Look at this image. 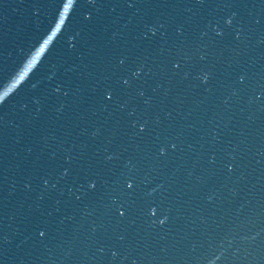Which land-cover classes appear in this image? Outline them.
<instances>
[{
    "label": "water",
    "instance_id": "95a60500",
    "mask_svg": "<svg viewBox=\"0 0 264 264\" xmlns=\"http://www.w3.org/2000/svg\"><path fill=\"white\" fill-rule=\"evenodd\" d=\"M0 264H264V0H0Z\"/></svg>",
    "mask_w": 264,
    "mask_h": 264
}]
</instances>
